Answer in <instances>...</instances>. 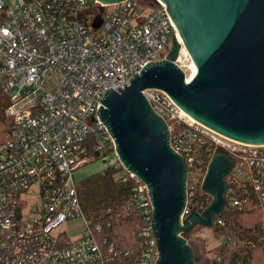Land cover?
Masks as SVG:
<instances>
[{
  "label": "built area",
  "instance_id": "2783aa9c",
  "mask_svg": "<svg viewBox=\"0 0 264 264\" xmlns=\"http://www.w3.org/2000/svg\"><path fill=\"white\" fill-rule=\"evenodd\" d=\"M13 1L0 0V90L9 98L12 120L0 145V264H156L147 187L124 169L99 109L110 89L167 59L173 31L179 34L166 4ZM100 14L102 25L95 30ZM145 96L168 123L171 146L187 166L185 217L196 206L199 213L208 208L205 201L192 205L215 155L209 154L212 146L234 162L228 206L243 207L247 199L239 200L237 190L248 188L264 203V145L231 147L232 141L185 117L165 92L148 90ZM96 159L108 169L123 168L116 179L136 181L133 197L146 222L132 234L139 245L127 247L126 238L110 232L111 224L93 225L84 213L74 173ZM77 221L80 230L67 228Z\"/></svg>",
  "mask_w": 264,
  "mask_h": 264
},
{
  "label": "water",
  "instance_id": "95a60500",
  "mask_svg": "<svg viewBox=\"0 0 264 264\" xmlns=\"http://www.w3.org/2000/svg\"><path fill=\"white\" fill-rule=\"evenodd\" d=\"M98 1L110 5L125 0ZM152 1L166 4L197 71L188 81L177 65L182 45L173 31L167 59L149 64L117 91L110 89L99 117L124 169L147 187L159 252L156 264H197L187 237L198 226L212 229L224 214L234 162L222 151L215 153L202 184L213 202L203 213L196 206L185 217L187 166L171 146L168 123L145 92H165L196 122L232 142L264 145V0ZM101 25L100 14L93 28Z\"/></svg>",
  "mask_w": 264,
  "mask_h": 264
},
{
  "label": "trees",
  "instance_id": "16d2710c",
  "mask_svg": "<svg viewBox=\"0 0 264 264\" xmlns=\"http://www.w3.org/2000/svg\"><path fill=\"white\" fill-rule=\"evenodd\" d=\"M10 105L9 98L0 90V145L7 139L12 120L7 116L6 110ZM176 127L175 130H178ZM208 146L207 148H209ZM206 149L203 151L206 152ZM219 152L214 146L210 147L209 154ZM124 169L109 168L96 174L80 184H77L83 211L93 225L111 224L110 232L117 231L121 237L126 238L127 247L139 245V240L132 234L138 233L145 225L143 209L134 199L135 180L123 181L115 176ZM201 182V179H200ZM237 198L242 202L247 199L243 207L229 205L224 214L215 220L213 232L223 237V243L216 252V257L207 259L202 264H252L255 252L262 248L264 251V203L260 204L253 195L251 188L248 191L237 190ZM205 201L207 208L213 202L201 191L200 183L193 195V205ZM246 213H260L261 221L245 226L243 216ZM188 239V238H187Z\"/></svg>",
  "mask_w": 264,
  "mask_h": 264
},
{
  "label": "rangeland",
  "instance_id": "374dc122",
  "mask_svg": "<svg viewBox=\"0 0 264 264\" xmlns=\"http://www.w3.org/2000/svg\"><path fill=\"white\" fill-rule=\"evenodd\" d=\"M8 2L9 4H14L13 0H4ZM181 55V54H180ZM190 56L187 53H184L182 58L180 59V67L185 72L186 76L190 73ZM228 145L231 147H239L240 145L238 143L233 142H227ZM219 151L224 152L223 149H219ZM114 153L109 154V159H112L114 157ZM108 168L106 167L105 163L101 159H96L91 163H88L84 166H81L78 168L74 173L75 182L77 184H80L82 181L96 175L99 173L104 172ZM264 213V210H263ZM263 219V215L260 213H246L245 216H243V222L245 226H250L255 224L256 222L261 221ZM82 223L80 221H77L71 225H69L67 228L71 231H78L82 228ZM188 241L192 244V246L195 249L196 258H197V264H202L207 259H213L216 257V252L219 249V247L223 243V237H220L218 234H215L212 229H205L203 227H196L190 232V234L187 237ZM252 264H264V251L262 248H259L255 252V259Z\"/></svg>",
  "mask_w": 264,
  "mask_h": 264
},
{
  "label": "bare ground",
  "instance_id": "6f19581e",
  "mask_svg": "<svg viewBox=\"0 0 264 264\" xmlns=\"http://www.w3.org/2000/svg\"><path fill=\"white\" fill-rule=\"evenodd\" d=\"M179 39H180V43H182V39H181L180 36H179ZM184 53H187V54H188L187 50L183 47V50H182V52H181V55L179 56V60L182 58V56L184 55ZM189 60H190V59H189ZM180 62H181V61H180ZM189 69H190V73H189V75L186 76V78H187L188 81H190V80L194 77V75H195V73H196V71H197V67H196V65L194 64V62H193L192 59L190 60V66H189ZM183 114L185 115V117H187V118L190 119L191 121H195L191 116H189L188 114H186L184 111H183ZM195 122H196V121H195Z\"/></svg>",
  "mask_w": 264,
  "mask_h": 264
}]
</instances>
